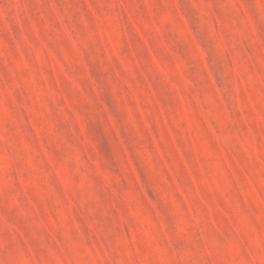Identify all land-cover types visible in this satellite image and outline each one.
I'll return each mask as SVG.
<instances>
[{
  "label": "rangeland",
  "instance_id": "374dc122",
  "mask_svg": "<svg viewBox=\"0 0 264 264\" xmlns=\"http://www.w3.org/2000/svg\"><path fill=\"white\" fill-rule=\"evenodd\" d=\"M0 264H264V0H0Z\"/></svg>",
  "mask_w": 264,
  "mask_h": 264
}]
</instances>
